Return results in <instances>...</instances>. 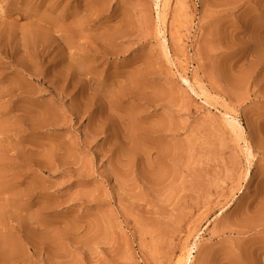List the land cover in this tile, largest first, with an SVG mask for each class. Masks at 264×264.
Instances as JSON below:
<instances>
[{"label": "rangeland", "instance_id": "1", "mask_svg": "<svg viewBox=\"0 0 264 264\" xmlns=\"http://www.w3.org/2000/svg\"><path fill=\"white\" fill-rule=\"evenodd\" d=\"M193 245L264 264V0H0V264Z\"/></svg>", "mask_w": 264, "mask_h": 264}, {"label": "bare ground", "instance_id": "2", "mask_svg": "<svg viewBox=\"0 0 264 264\" xmlns=\"http://www.w3.org/2000/svg\"><path fill=\"white\" fill-rule=\"evenodd\" d=\"M158 20L160 21V13H158ZM69 26V25H68ZM165 41V40H164ZM184 80V79H182ZM186 82V80H184ZM226 115V114H225ZM230 126H232V128L238 133H241L242 132V128L239 124V122L237 121V118L236 117H233L231 119V122H230ZM233 130V131H234ZM238 135V134H237ZM239 136V135H238ZM251 149V148H250ZM250 149L247 148V153H248V157H250ZM195 245H193L192 247L188 248V250L186 251V253L184 254L183 257L181 258H178L176 264H191L192 262V259H194V253H196L195 251ZM237 260V259H236ZM235 262V260H234Z\"/></svg>", "mask_w": 264, "mask_h": 264}]
</instances>
